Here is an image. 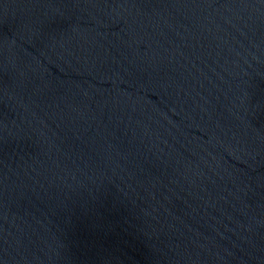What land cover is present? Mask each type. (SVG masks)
Segmentation results:
<instances>
[{
	"label": "water",
	"instance_id": "water-1",
	"mask_svg": "<svg viewBox=\"0 0 264 264\" xmlns=\"http://www.w3.org/2000/svg\"><path fill=\"white\" fill-rule=\"evenodd\" d=\"M0 264H264V0H0Z\"/></svg>",
	"mask_w": 264,
	"mask_h": 264
}]
</instances>
